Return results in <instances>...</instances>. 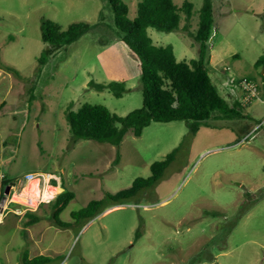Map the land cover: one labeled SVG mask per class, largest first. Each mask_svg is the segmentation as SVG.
<instances>
[{
	"label": "rangeland",
	"instance_id": "obj_1",
	"mask_svg": "<svg viewBox=\"0 0 264 264\" xmlns=\"http://www.w3.org/2000/svg\"><path fill=\"white\" fill-rule=\"evenodd\" d=\"M122 1L134 18L140 0ZM174 1L182 6L185 0ZM189 1L190 27L184 28L182 13L178 30L148 29L156 45H172L187 62L200 54L190 32L204 0ZM212 1L210 77L230 105L241 102L242 78L255 81L259 95L242 103L244 117L216 114L196 134L182 120L152 122L140 136L128 130L116 146L88 139L71 144L66 119L67 110L85 102L122 116L143 104L139 60L123 43L109 0H0V214L7 206L0 215V264H24L25 256L37 255L53 257L48 264H264V0ZM43 19L64 29L75 22L91 28L70 45H53L42 40ZM91 80L124 81L128 91L116 97ZM175 149L154 185L118 204L108 199L107 192L151 176L152 163ZM29 173L55 174L53 185L63 188L56 195L75 193L60 215L70 226L55 224V198L28 203L34 201L23 192ZM99 199L106 205L100 214L72 216ZM30 211L40 221L28 225Z\"/></svg>",
	"mask_w": 264,
	"mask_h": 264
},
{
	"label": "trees",
	"instance_id": "obj_2",
	"mask_svg": "<svg viewBox=\"0 0 264 264\" xmlns=\"http://www.w3.org/2000/svg\"><path fill=\"white\" fill-rule=\"evenodd\" d=\"M117 29L123 34L125 46L139 60L142 81L143 104L126 115H119L102 103H83L77 110H67L66 119L70 126L71 144L80 139L107 142L119 146L128 130L135 136L142 135L144 128L152 122L185 121L192 134H196L202 126H209V120L216 114L220 119L244 117L243 105L236 101L230 105L219 93L206 67L208 41L214 27L213 1L204 0L199 12L197 29L190 35L200 43V54L196 59L187 62L176 58L172 45H156L149 35V27L171 32L181 27L182 13L185 14V29L193 16V4L185 0L182 6L174 0H140L137 14L129 16L128 5L122 0H109ZM91 28L88 22H75L64 29L62 25L51 19H43L41 37L44 42L53 45H70L80 39ZM45 53H43L44 55ZM262 58L257 62L260 64ZM7 70L16 76L19 71L7 66ZM90 86L97 90L109 89L116 97H122L128 91L124 81L96 82L91 80ZM177 149L169 153L164 160L155 161L151 165V176L138 177L131 187L115 194L107 192L108 199L118 204L137 194L143 188L150 187L159 181L174 159ZM118 153L115 160L118 163ZM8 182L5 183V186ZM75 197L73 191L65 190L55 197L50 205L53 220L59 227L71 225L60 218L61 213ZM105 200H92L88 205L72 216L76 219H91L105 209ZM28 225L40 221L36 212L26 213ZM141 234L137 230V237ZM54 258L37 255L33 258L25 256L24 264H48Z\"/></svg>",
	"mask_w": 264,
	"mask_h": 264
},
{
	"label": "built area",
	"instance_id": "obj_3",
	"mask_svg": "<svg viewBox=\"0 0 264 264\" xmlns=\"http://www.w3.org/2000/svg\"><path fill=\"white\" fill-rule=\"evenodd\" d=\"M237 89L239 91H241V103H244V104H249L254 98H256L258 95H259V86L258 84L249 79V78H242L239 80L238 84H237ZM27 178L28 180H32V179H39V186L41 184V180H42V183H44V187L48 184H51L53 185V181L57 178V176L55 174H52V173H47L45 174L44 176V179H41L39 176L33 174V173H29L27 174ZM57 195H55L54 197L48 199V200H42L41 201H47V202H50L52 199H54ZM7 208V206H3L2 207V210H1V214H3L4 210ZM8 210H6L7 212ZM16 213H19L17 211H15ZM3 216V215H2Z\"/></svg>",
	"mask_w": 264,
	"mask_h": 264
},
{
	"label": "bare ground",
	"instance_id": "obj_4",
	"mask_svg": "<svg viewBox=\"0 0 264 264\" xmlns=\"http://www.w3.org/2000/svg\"><path fill=\"white\" fill-rule=\"evenodd\" d=\"M29 188H25L23 192L29 191L32 196L25 195V197L32 198L34 201H29L30 204L38 205L37 202L40 199L48 200L59 193L62 188L58 185L48 184L45 186L43 191L39 190V179L35 178L29 181ZM54 184V183H53ZM22 195V194H21ZM1 215V214H0ZM1 219V216H0Z\"/></svg>",
	"mask_w": 264,
	"mask_h": 264
},
{
	"label": "water",
	"instance_id": "obj_5",
	"mask_svg": "<svg viewBox=\"0 0 264 264\" xmlns=\"http://www.w3.org/2000/svg\"><path fill=\"white\" fill-rule=\"evenodd\" d=\"M10 185L7 186L6 190H5V195L2 199V206L4 205L5 201H6V198H7V195L9 194V191H10Z\"/></svg>",
	"mask_w": 264,
	"mask_h": 264
},
{
	"label": "crops",
	"instance_id": "obj_6",
	"mask_svg": "<svg viewBox=\"0 0 264 264\" xmlns=\"http://www.w3.org/2000/svg\"><path fill=\"white\" fill-rule=\"evenodd\" d=\"M63 189V188H62ZM2 210V209H1Z\"/></svg>",
	"mask_w": 264,
	"mask_h": 264
}]
</instances>
